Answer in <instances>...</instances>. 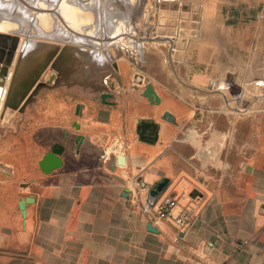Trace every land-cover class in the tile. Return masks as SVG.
Wrapping results in <instances>:
<instances>
[{
    "label": "crops",
    "instance_id": "1",
    "mask_svg": "<svg viewBox=\"0 0 264 264\" xmlns=\"http://www.w3.org/2000/svg\"><path fill=\"white\" fill-rule=\"evenodd\" d=\"M175 1L200 6L198 36L182 61L174 38L146 51L158 101L124 64L111 103L81 102L71 122L49 95L41 127L52 149L69 137L64 164L39 166L37 193L0 189V264H264V0ZM157 187L178 201L161 225L145 211Z\"/></svg>",
    "mask_w": 264,
    "mask_h": 264
},
{
    "label": "rangeland",
    "instance_id": "2",
    "mask_svg": "<svg viewBox=\"0 0 264 264\" xmlns=\"http://www.w3.org/2000/svg\"><path fill=\"white\" fill-rule=\"evenodd\" d=\"M160 2L161 0L64 2L61 5L63 9L67 5L71 8L72 25L61 20V24L57 23L56 26L52 20L50 30L42 36L36 34L33 40L37 41L39 51L36 50L31 56V60H35L27 61V67L20 71L17 68L19 61L16 60L12 71L13 79L10 78L11 83L0 111V189L6 186L14 190L16 186L20 188V192L25 190L27 194L37 193L39 190V182L32 185L30 180L39 177L41 172L38 160L55 144L51 140L52 133H46L41 127L44 122L42 120H45L42 115L48 108L47 105L54 103L48 101L49 95L54 98L56 93L58 100L64 104V111L70 110V117L64 116L63 119L64 122H71L75 119L76 112L80 111L81 105L77 104L94 97L101 102L104 92L113 94L115 98L117 79L120 77L118 67L122 64L128 67L136 85L146 82L144 92L150 94L149 88H154V85L142 72L143 57L146 51L152 50L156 42L172 45L169 41L157 40L159 37L155 38L153 35L156 32L157 5ZM61 11L63 10L60 9ZM31 19L33 17L30 16ZM97 31L109 33L107 36L114 34L119 37L112 43H104L103 40H89L91 37L86 36ZM72 35L78 38L72 39ZM18 36L22 38L21 43L29 39L26 34ZM17 59L19 60V56ZM49 59L40 79L48 86L41 88L26 104L27 96H23L24 92ZM164 62L169 66L168 57L164 58ZM67 139L60 138L59 143H66ZM11 249L12 246L9 249L2 247L0 254L11 252Z\"/></svg>",
    "mask_w": 264,
    "mask_h": 264
},
{
    "label": "water",
    "instance_id": "3",
    "mask_svg": "<svg viewBox=\"0 0 264 264\" xmlns=\"http://www.w3.org/2000/svg\"><path fill=\"white\" fill-rule=\"evenodd\" d=\"M158 18L156 32L153 34L155 38L159 37L160 40H166L171 42L169 39L174 37L176 39L175 53L173 59L175 61H182L184 59V53L188 44L189 38H196L198 36L199 18H200V6L192 5L189 3H179L177 1L161 0L160 4L157 5ZM20 44V38L11 34L0 33V101L4 94L7 93L6 85L10 80V70L14 64L16 58V52ZM49 60L42 65L33 78L29 88L24 92L26 97V104H28L33 96L48 84L40 81L43 73L45 72ZM31 89V92H30ZM33 89V90H32ZM150 94L146 93L151 101H158V95L153 87L149 88ZM30 93V94H29ZM3 95V96H2ZM113 94L104 92L102 94V101L104 103L109 102V98H113ZM23 97V98H24ZM79 109V108H78ZM79 113V112H78ZM165 117L169 118L170 114L165 113ZM141 126V139L144 141H150L152 137H156L157 131L154 124L143 122ZM76 128L79 125L75 124ZM83 142L82 136L77 137L76 143L79 148ZM65 147L57 143L52 150L48 151L46 155L39 161V166L45 174H50L53 171L61 168L64 164L63 154ZM161 187L155 188L151 193L150 201L156 200V190H160ZM35 202L34 197L23 198L19 204L24 223L26 224L27 219V206ZM148 230L152 233H157L155 226L150 223Z\"/></svg>",
    "mask_w": 264,
    "mask_h": 264
},
{
    "label": "bare ground",
    "instance_id": "4",
    "mask_svg": "<svg viewBox=\"0 0 264 264\" xmlns=\"http://www.w3.org/2000/svg\"><path fill=\"white\" fill-rule=\"evenodd\" d=\"M71 1L75 0H0V33L11 35L16 34L14 36L20 38V44L16 52V58L13 64L14 66L16 60L19 61V63L17 62L18 71H20V69L25 66L27 67V61L35 60L34 58L33 60H31V56L34 54L33 52H35L36 50L39 51V49H37L36 47L37 41L33 39L35 38L36 34H41L42 36L48 30H50L49 28L51 26L50 24L52 20L55 21L54 25L56 26L57 23L61 24V20H63L65 23L66 21H68L69 24L72 25L71 21L73 20V18L70 15L71 8L68 7V5L65 6L64 9L61 7L64 2L67 3ZM60 9H62L63 11L60 12ZM33 12L35 13L34 15L32 14ZM83 14L84 13H82V15ZM54 15H56L57 17ZM30 16L33 17V19L30 20ZM24 34L28 35L29 39L21 43L22 38L18 35ZM108 34L97 31L94 34H86V36L88 35L91 37V39L89 38V40H103L104 43H112L116 38L118 39L119 37L114 34L107 36ZM73 38L78 37L76 35H72V39ZM152 39H154V37ZM167 39L168 37L165 38V40ZM157 40L160 39L158 38ZM169 40L172 42V37ZM17 56H19V60L17 59ZM13 66L10 70V78L12 77V71H14ZM10 83L11 80H9L6 85L7 92ZM6 95L7 93L4 94V97H2L0 101V111L3 106V102L6 99Z\"/></svg>",
    "mask_w": 264,
    "mask_h": 264
},
{
    "label": "built area",
    "instance_id": "5",
    "mask_svg": "<svg viewBox=\"0 0 264 264\" xmlns=\"http://www.w3.org/2000/svg\"><path fill=\"white\" fill-rule=\"evenodd\" d=\"M143 126V125H142ZM178 201L173 197H166L162 201L154 200L149 202L146 205V212L151 216L152 221L161 225L167 221L173 209L177 206ZM154 208V213L151 212V209ZM188 221V213L182 212L181 215L177 218L176 222L180 228H183Z\"/></svg>",
    "mask_w": 264,
    "mask_h": 264
},
{
    "label": "flooded vegetation",
    "instance_id": "6",
    "mask_svg": "<svg viewBox=\"0 0 264 264\" xmlns=\"http://www.w3.org/2000/svg\"><path fill=\"white\" fill-rule=\"evenodd\" d=\"M52 149V148H51Z\"/></svg>",
    "mask_w": 264,
    "mask_h": 264
}]
</instances>
